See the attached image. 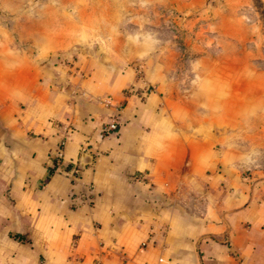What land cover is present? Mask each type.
I'll return each mask as SVG.
<instances>
[{
  "label": "crops",
  "instance_id": "1",
  "mask_svg": "<svg viewBox=\"0 0 264 264\" xmlns=\"http://www.w3.org/2000/svg\"><path fill=\"white\" fill-rule=\"evenodd\" d=\"M49 53L0 44V264H264L262 78L181 99Z\"/></svg>",
  "mask_w": 264,
  "mask_h": 264
},
{
  "label": "rangeland",
  "instance_id": "2",
  "mask_svg": "<svg viewBox=\"0 0 264 264\" xmlns=\"http://www.w3.org/2000/svg\"><path fill=\"white\" fill-rule=\"evenodd\" d=\"M0 44L50 51L69 74L132 67L185 99L211 75L264 80V0H0Z\"/></svg>",
  "mask_w": 264,
  "mask_h": 264
},
{
  "label": "built area",
  "instance_id": "3",
  "mask_svg": "<svg viewBox=\"0 0 264 264\" xmlns=\"http://www.w3.org/2000/svg\"><path fill=\"white\" fill-rule=\"evenodd\" d=\"M116 129V122L114 120L109 121L105 125L102 126L101 128V134L106 135L108 133H111ZM64 135H61L60 138L57 141V151L53 157V165L58 166L60 164V156H61V149L63 145L65 144L66 141V129L63 128ZM70 175L72 178H76V171L75 170H70Z\"/></svg>",
  "mask_w": 264,
  "mask_h": 264
}]
</instances>
